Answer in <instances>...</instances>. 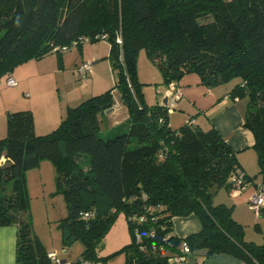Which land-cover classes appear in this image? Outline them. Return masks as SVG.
I'll return each mask as SVG.
<instances>
[{"label":"trees","instance_id":"trees-1","mask_svg":"<svg viewBox=\"0 0 264 264\" xmlns=\"http://www.w3.org/2000/svg\"><path fill=\"white\" fill-rule=\"evenodd\" d=\"M82 36L109 42L113 86L67 107L58 126L42 135L31 110L11 111L0 138V226L16 227L15 263H61L47 256L27 217L25 171L49 159L66 208L58 220L62 241L84 244L80 262L106 264L93 252L123 212L131 236L123 264H171L189 253L202 261L225 253L264 264V243L245 240L232 208L213 200L221 186L236 189L231 177L239 172L247 188L264 186V0H0V78L30 59L60 55ZM140 49L167 88L179 90L189 72L207 86L236 79L229 95L247 96L243 125L254 139L255 175L240 169L215 127L203 130L190 118L171 129L169 106L145 102ZM114 91L127 111L125 130L103 138L99 115L113 105ZM189 214L201 229L179 237L172 218Z\"/></svg>","mask_w":264,"mask_h":264},{"label":"rangeland","instance_id":"rangeland-1","mask_svg":"<svg viewBox=\"0 0 264 264\" xmlns=\"http://www.w3.org/2000/svg\"><path fill=\"white\" fill-rule=\"evenodd\" d=\"M90 54L97 55L96 61L90 59L95 72L90 70L91 73L89 72L86 77H77L74 69L86 62ZM108 54L109 42L107 40L85 41L81 46L72 47L61 52L60 55L56 52H49L40 59H30L15 67L12 72L15 73L16 79L23 77L29 78L30 81H38L36 84L40 91L46 93L51 100L57 101L58 106H63L66 109L68 105L66 100H71V97L82 92L83 95H96L113 86L115 72L111 69ZM55 67H59L60 71L56 72ZM136 67L137 78L142 84L145 102L148 105L156 104L158 101L156 94L163 93L166 88L160 83L161 77L157 65L149 59L145 49L138 51ZM235 82L236 79H232L225 83L207 86L200 82L199 76L195 72L184 74L179 82L183 98L177 102L175 107L169 106L168 108L170 128L177 129L190 118L194 119L203 130L212 127L213 124H210L209 121L215 116L214 110L218 108L219 102L223 101V93H229ZM26 85L28 86L27 83H20L16 87L17 95L21 98L19 110L25 109L29 99L33 98V93L25 87ZM239 99L241 101L238 103V107L242 106L245 112L247 96H240ZM161 100L163 102L162 96ZM31 101L33 105H36V99L33 98ZM113 106L116 108L115 112L109 114L104 110L99 115V134L103 138L114 135L113 133L119 131V127L123 131L125 130V120L128 115L117 91H114ZM60 121L61 119L57 118L56 124L52 128L49 130L35 129V133L38 135L48 133L56 128ZM115 123L118 124L115 125ZM249 132L251 131L249 130ZM79 165L83 168L87 166L83 157L80 158ZM25 182L28 195L27 217L45 250L54 252L61 262L60 264H81L79 259L83 254L84 244L78 239L71 241L68 245L64 244L58 227V220L66 215V208L62 195L56 191L55 169L52 162L49 159H43L39 166L26 170ZM235 190L237 189L233 187L221 186L216 190L214 196L218 194L217 199L227 200L230 194H239ZM240 192L242 193V191ZM253 212L258 216L255 211ZM253 225V222L250 221V225L246 227L249 238L252 237L250 232L253 230ZM253 236L251 239H257L256 241L260 243L264 242V237H262L264 235L255 236L253 234ZM130 240L127 219L125 214L120 212L97 244L93 256L103 260L106 264H123L125 252L122 251V248Z\"/></svg>","mask_w":264,"mask_h":264},{"label":"crops","instance_id":"crops-1","mask_svg":"<svg viewBox=\"0 0 264 264\" xmlns=\"http://www.w3.org/2000/svg\"><path fill=\"white\" fill-rule=\"evenodd\" d=\"M96 61L97 55L90 54L86 61L91 63V71H94L92 61ZM54 70L60 71L59 67H55ZM75 73V69H74ZM91 73V72H90ZM11 77L17 81L16 86H8L3 83L4 80L0 81V138L6 134V120L7 115L11 111L19 110V104H21V98L17 95V86L20 83H27L25 87L31 90L33 98L36 99L35 104H32V99H29L27 107L25 109L31 110L34 118V130L44 129L49 130L52 128L57 121V118L62 119L65 108L58 106L57 101L51 100L46 93L40 91L36 84L38 81H30L23 77L16 79L15 73H10ZM76 75V73H75ZM77 76V75H76ZM78 77V76H77ZM31 83V84H30ZM7 85V86H6ZM81 85V84H80ZM180 87V85H179ZM163 93L156 94L158 97V103H161V96L163 100L166 96V90ZM180 97L178 101L183 98L182 88L178 90ZM72 95V94H71ZM85 96V97H83ZM41 97V98H40ZM90 97V95H83V92L75 97H71V100H66L67 107L75 106L84 99ZM160 97V99H159ZM223 101L219 102L218 108L214 110L215 116L209 121L212 126L215 127L222 137L228 142L232 151L240 164V169L243 170L249 176L256 174L257 161L256 151L253 149V135L243 125L244 111L243 107H238V103L241 101L238 97H231L229 93H223ZM31 101V102H30ZM177 104V103H175ZM176 106V105H175ZM174 106V107H175ZM66 107V108H67ZM22 108V107H21ZM24 109V108H22ZM115 107L112 105L111 109H106L107 113L115 112ZM103 113V112H102ZM127 120V119H126ZM125 120V121H126ZM116 122V120H114ZM196 123V121L193 119ZM118 123H115L117 125ZM27 179V178H26ZM257 180V178H255ZM253 184L250 185L242 193L235 190L239 194H230L227 200L217 199L218 194L213 196L214 203H221L232 208V217L244 228V239L247 241H253L256 244H261L253 238V234L264 235V207H262L261 213L256 216L253 210L248 206V199L253 192ZM219 200V201H217ZM250 221L253 222V230L250 232L252 237H248L249 233L247 226L250 225ZM173 230L179 237H185L190 233L197 232L201 229V223L198 217L194 214L185 216H174L172 218ZM252 224V223H251ZM264 237V236H262ZM249 238V239H247ZM15 242H16V227L15 226H0V264H16L15 263ZM264 243V242H262ZM63 262V261H62ZM171 264H249L235 256L225 253H215L209 255L205 260H201V256L193 253L187 254L182 260H170Z\"/></svg>","mask_w":264,"mask_h":264},{"label":"built area","instance_id":"built-area-1","mask_svg":"<svg viewBox=\"0 0 264 264\" xmlns=\"http://www.w3.org/2000/svg\"><path fill=\"white\" fill-rule=\"evenodd\" d=\"M85 42L87 41L86 37H80L78 40L73 41L71 43L70 47H63L61 48V52H64L66 50H68L69 48L72 47H76V45L78 44V42ZM119 41V39H118ZM57 49H54V51H56ZM91 70V63L86 61L83 62L82 64L78 65L75 68V73L78 77H86L88 75V73ZM4 80V82L8 85V86H16L17 85V81L11 77L10 74L4 76V78H0V81ZM166 98H167V103L166 105L168 106H174L176 101L178 100V98L180 97V93L177 89H175L174 84H170L168 86V89L166 90ZM231 181L233 182L234 187H236L237 190L239 191H245L247 188V181L244 179L243 174L242 173H236L231 177ZM248 205L251 209H253L255 211V213H257V215L259 214V210L262 206H264V186L262 185H258L253 192L251 193V195L249 196L248 199ZM91 214V212H83L82 213V217H88ZM137 238H139V236L137 235ZM183 246V250L185 253H189V247L188 244L186 242L182 243ZM47 256L52 259L54 262H59V260L57 259L56 255L54 252H48ZM184 257L183 256H179V257H174L175 260H182ZM81 264H104L102 262H98V261H91V260H86V259H82L81 260Z\"/></svg>","mask_w":264,"mask_h":264},{"label":"water","instance_id":"water-1","mask_svg":"<svg viewBox=\"0 0 264 264\" xmlns=\"http://www.w3.org/2000/svg\"><path fill=\"white\" fill-rule=\"evenodd\" d=\"M163 103L166 105V103H167V98L166 97L164 98ZM108 109H111V107H109Z\"/></svg>","mask_w":264,"mask_h":264}]
</instances>
